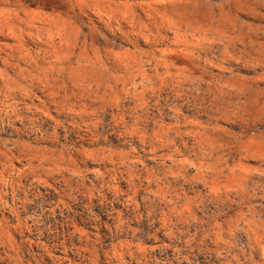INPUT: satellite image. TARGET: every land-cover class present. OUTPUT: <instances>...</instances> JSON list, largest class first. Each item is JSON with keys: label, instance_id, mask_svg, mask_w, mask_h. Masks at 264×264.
Here are the masks:
<instances>
[{"label": "rangeland", "instance_id": "obj_1", "mask_svg": "<svg viewBox=\"0 0 264 264\" xmlns=\"http://www.w3.org/2000/svg\"><path fill=\"white\" fill-rule=\"evenodd\" d=\"M0 264H264V0H0Z\"/></svg>", "mask_w": 264, "mask_h": 264}]
</instances>
